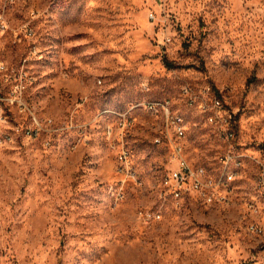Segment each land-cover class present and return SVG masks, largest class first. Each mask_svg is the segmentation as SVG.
Listing matches in <instances>:
<instances>
[{
	"label": "rangeland",
	"instance_id": "obj_1",
	"mask_svg": "<svg viewBox=\"0 0 264 264\" xmlns=\"http://www.w3.org/2000/svg\"><path fill=\"white\" fill-rule=\"evenodd\" d=\"M7 14L13 28L35 17L31 40L0 34V59L31 58L26 99L52 123L37 138L27 115L0 123V264H264V234L243 209L257 198L252 158L264 163V0H16ZM184 85L240 110L235 142L250 159L227 206L165 196L175 164L154 141L161 118L139 104L180 110L192 165L220 170L227 147ZM127 110L134 125L113 142L105 126Z\"/></svg>",
	"mask_w": 264,
	"mask_h": 264
},
{
	"label": "built area",
	"instance_id": "obj_2",
	"mask_svg": "<svg viewBox=\"0 0 264 264\" xmlns=\"http://www.w3.org/2000/svg\"><path fill=\"white\" fill-rule=\"evenodd\" d=\"M16 0H2L0 4V34L13 31L23 35L25 39L31 40L35 35L33 26L34 18L28 19L19 27L13 28L8 19V8ZM153 16L151 15V18ZM30 54L36 55L37 48L31 45ZM30 57L22 60L15 68H10L8 64L0 59V123L7 117V111H15L16 114L27 115L32 121L29 131L30 138H37L44 126L50 127L51 119L44 120L35 115V111L28 105L26 91L31 84L25 65L30 61ZM21 65V66H19ZM183 95L185 105L204 116L207 124H216L218 127V137L226 145V151L218 160L221 168L219 176H212L210 172H202L201 166L192 165L184 156L181 150V142H184L187 131H184V115L178 112H171V127H165L161 142H155L159 145H165L170 151L169 160L175 166L169 170L166 178L165 196L170 198L175 205H180L185 197L194 194L202 203H209V206L227 201V197L232 193L231 179L235 170H242L245 163L250 159L248 155L240 153L235 137L238 127L239 109L231 107L223 100L221 94L206 85L200 89H194L190 85H184ZM169 100H163L168 107ZM152 105L155 111V101H146ZM140 105V104H139ZM121 121V128H126V134L133 127L134 121L131 116V110L124 112V118L116 119ZM114 123H108L105 126V135L112 134ZM49 133L50 128H48ZM126 136H124L125 138ZM49 144V142H48ZM124 169L129 163V153L123 147ZM247 160V161H246ZM258 167V173L254 180L253 191L256 194L255 199L248 201L244 205V215H249L250 223L253 224L255 234H264V223L262 224L258 217L261 214V207L257 199L264 200V163L256 158H252Z\"/></svg>",
	"mask_w": 264,
	"mask_h": 264
},
{
	"label": "bare ground",
	"instance_id": "obj_3",
	"mask_svg": "<svg viewBox=\"0 0 264 264\" xmlns=\"http://www.w3.org/2000/svg\"><path fill=\"white\" fill-rule=\"evenodd\" d=\"M180 95L181 96L183 95V89L181 90ZM139 107L149 112L154 117L161 118L162 123H163L161 130L163 131V133L165 131V127H171V112H178L173 108V106L169 102H168V107H166V105L163 103V100L155 101V111L152 105H149L148 103H141ZM112 113L116 115V119L124 118V112H112ZM209 125L215 129V132L217 133V136H218L217 125L216 124H209ZM184 131H187L186 119H184ZM124 136H127L126 128H121V121H115L114 126L112 128V134H107V137L109 139H112L113 142L114 141L122 142L124 140ZM161 140H162L161 137H156L154 139L155 142H161ZM181 150L185 151L184 142H181ZM122 151H123V147L119 150L117 158L120 163L124 164V157H123ZM218 159L221 160V157ZM201 169H202V172H208L204 167H201ZM240 171L241 170H235L233 172V178L231 179V187H232V183L235 182L236 178L238 177ZM210 175L219 176V170H217L214 173L210 172ZM231 202H232V198L228 196L227 201H222L220 203L213 204L212 206H227ZM204 204L209 206V203H204ZM250 230L253 232V225L250 226Z\"/></svg>",
	"mask_w": 264,
	"mask_h": 264
},
{
	"label": "trees",
	"instance_id": "obj_4",
	"mask_svg": "<svg viewBox=\"0 0 264 264\" xmlns=\"http://www.w3.org/2000/svg\"><path fill=\"white\" fill-rule=\"evenodd\" d=\"M169 66H171V65H169Z\"/></svg>",
	"mask_w": 264,
	"mask_h": 264
}]
</instances>
